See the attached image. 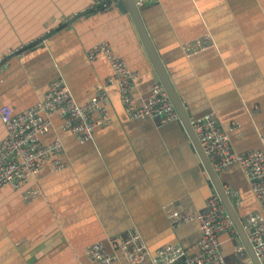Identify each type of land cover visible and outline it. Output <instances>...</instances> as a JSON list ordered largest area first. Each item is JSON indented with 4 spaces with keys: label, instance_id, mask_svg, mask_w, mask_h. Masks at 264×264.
I'll list each match as a JSON object with an SVG mask.
<instances>
[{
    "label": "crops",
    "instance_id": "crops-1",
    "mask_svg": "<svg viewBox=\"0 0 264 264\" xmlns=\"http://www.w3.org/2000/svg\"><path fill=\"white\" fill-rule=\"evenodd\" d=\"M118 0H0V108L12 114L41 102L48 84L63 79L78 104L105 86L109 124L78 144L50 115L44 144L58 138L65 167L51 161L19 190L0 188V264H96L86 255L98 244L138 233L147 253L164 245L188 247L199 238L192 220L172 222L167 210L193 216L211 193L184 129L177 122L130 120L103 55L91 47L112 38L135 76L132 98L155 84L128 14ZM125 8V4H122ZM163 68L191 118L215 115L234 151L259 149L264 123V0H148L139 8ZM5 129L0 123V140ZM246 215L256 208L237 167L220 173ZM223 186V187H224ZM228 264L239 262L229 235L220 237ZM111 264H128L114 252ZM141 264H151L146 259Z\"/></svg>",
    "mask_w": 264,
    "mask_h": 264
},
{
    "label": "built area",
    "instance_id": "built-area-1",
    "mask_svg": "<svg viewBox=\"0 0 264 264\" xmlns=\"http://www.w3.org/2000/svg\"><path fill=\"white\" fill-rule=\"evenodd\" d=\"M133 1L137 8H141L148 0ZM112 41L109 38L94 45L86 53V58L89 62H94L98 55L107 59L112 70L109 83L116 88L127 118L149 119L159 125L178 121L164 88L157 83L150 87L147 95H138L140 103H135L132 98L133 91L137 89L135 76ZM108 101L107 89L102 85L85 104H78L67 83L56 79L48 84L41 102L26 111L14 115L8 108L1 107L0 123L5 136L0 140V188L7 186L14 191L19 190L38 174L45 160L51 161L54 172L64 169L65 164L59 158L61 141L58 138L46 144L40 141V137L49 131L51 114L60 120L61 131L69 133L76 143L83 144L93 140L96 128L109 124ZM189 120L214 172L220 174L230 167H237L245 178L256 208L244 215L245 223L241 218L240 222L255 257L264 264V123L257 132L259 149L238 153L233 150L227 132L222 130L214 114L206 113ZM223 188L226 190L225 186ZM166 212L174 223L181 219L194 220L199 229V239L185 248L164 245L151 255L147 253L140 235L129 231L122 240L111 243L113 254H105L98 244L90 246L87 250L89 259L96 264H111L115 259L114 252L122 250L128 264H141L146 259L151 264H228L220 240L221 235L228 234L231 249L239 256L236 264H252L236 242L231 220L214 193L209 194L203 206L196 208L191 217L181 218L175 210Z\"/></svg>",
    "mask_w": 264,
    "mask_h": 264
},
{
    "label": "water",
    "instance_id": "water-1",
    "mask_svg": "<svg viewBox=\"0 0 264 264\" xmlns=\"http://www.w3.org/2000/svg\"><path fill=\"white\" fill-rule=\"evenodd\" d=\"M98 3L96 4V7H99L102 3H108L111 0H95ZM125 4V8L122 4ZM118 8L124 13L128 14V18L131 21V25L133 26L138 40L141 44V49L145 56L147 57L151 67H152V76L154 83H157L161 85L171 104L173 105V108L178 116V123L182 126L184 129V133L188 138V142H190L194 153L196 155V158L198 159V162L201 164L204 175L207 177L211 184V192L214 193L220 203L222 204L226 214L231 220L232 226L236 232L237 240L236 242L243 248L246 255L250 258L252 264H260L257 258L255 257V254L253 252L252 246L250 242L248 241L241 222L240 217L243 216L241 213H239V210L235 204H232V202L229 199V196L226 192V190L223 188L224 184H222V181L220 179V175L215 173L214 170L211 168L210 163L205 156V154L202 151V148L192 130V127L190 125V116L186 112L183 103L181 102L180 98L178 97L176 90L171 82V79L169 75L166 73L165 69L162 66L161 60L154 49V46L152 44V41L149 37V34L141 20L139 8L136 7L133 0H118L117 1ZM195 214V212H194ZM193 214V215H194ZM194 221V220H193ZM195 222V221H194ZM196 223V222H195ZM197 224V223H196ZM200 237V234H199ZM199 239V238H198ZM197 239V240H198ZM196 240V241H197ZM195 241V242H196ZM194 242V243H195ZM154 253H151L153 255ZM87 255V254H86ZM88 256V255H87ZM89 257V256H88Z\"/></svg>",
    "mask_w": 264,
    "mask_h": 264
},
{
    "label": "rangeland",
    "instance_id": "rangeland-1",
    "mask_svg": "<svg viewBox=\"0 0 264 264\" xmlns=\"http://www.w3.org/2000/svg\"><path fill=\"white\" fill-rule=\"evenodd\" d=\"M121 55H122V54H121ZM122 57H123V56H122ZM226 191H227V193H228L229 199H230V201L232 202V204H235L236 202L239 204L240 199H239V197H238V194H237L236 192H234V190H233L232 188H229V187L226 188ZM240 218H241L242 222L245 223V221H246V217L243 215V216H241ZM125 237H126V236H125Z\"/></svg>",
    "mask_w": 264,
    "mask_h": 264
},
{
    "label": "bare ground",
    "instance_id": "bare-ground-1",
    "mask_svg": "<svg viewBox=\"0 0 264 264\" xmlns=\"http://www.w3.org/2000/svg\"><path fill=\"white\" fill-rule=\"evenodd\" d=\"M223 130V129H222ZM224 131V130H223Z\"/></svg>",
    "mask_w": 264,
    "mask_h": 264
}]
</instances>
